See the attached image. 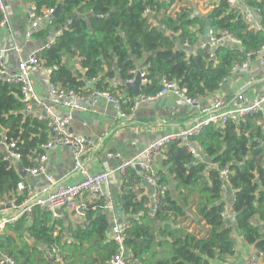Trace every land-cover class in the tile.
<instances>
[{"label":"trees","instance_id":"obj_1","mask_svg":"<svg viewBox=\"0 0 264 264\" xmlns=\"http://www.w3.org/2000/svg\"><path fill=\"white\" fill-rule=\"evenodd\" d=\"M34 1L38 8L61 5L59 13L33 37L46 40L53 28L61 29L38 57L47 66L56 65L50 81L76 91L92 90L88 83L96 79L94 88L106 89L107 79L116 73L125 81L139 59L149 80L143 92L153 94L165 78L176 80L189 97H204L219 87L232 64L252 61L247 54L264 43V0L249 1V6L261 10L259 30L248 28L224 0L199 16L188 8H181L175 16L166 14L176 0ZM208 28L226 29L240 44L225 41L211 58L207 48L197 47L194 54H187L186 45L200 41ZM128 91L132 95L133 90ZM24 108L19 87L0 81V133L5 129L7 138L15 141L21 154L18 163L27 167L29 154L40 151L48 132L45 121L24 113ZM263 125L264 112H260L246 115L239 123L204 127L195 139L205 162L196 161L178 142L166 144L156 162L161 165L160 182L167 190L159 197L154 216L144 207L148 198L138 197L140 175L134 169L126 170L115 203L130 220L125 245L132 256L127 264H223L234 253V230L245 244L264 253ZM223 168L228 169L226 188L233 192L227 200L233 222L223 216L227 206L219 179ZM19 181L26 182L18 173L17 162L6 158L0 147V197L10 195ZM191 206L198 222L207 225L201 237L180 226L185 219L193 221L185 211ZM110 213L89 207L82 222L68 227L67 243L61 220H54L50 210L34 207L29 221L22 216L0 234V264H7L2 262L3 256L16 264H104L116 249L108 238ZM42 245L59 248L60 260L48 257Z\"/></svg>","mask_w":264,"mask_h":264},{"label":"built area","instance_id":"obj_2","mask_svg":"<svg viewBox=\"0 0 264 264\" xmlns=\"http://www.w3.org/2000/svg\"><path fill=\"white\" fill-rule=\"evenodd\" d=\"M22 7L23 16L26 21V26L23 31L24 41H29L33 38V33L40 31L44 22L49 21L54 12L55 7L38 8L34 0H17ZM229 9L241 16L242 20L248 25V28L259 30V14L261 12L258 7L249 6L250 0H224ZM183 8V7H181ZM180 11L176 6L171 5V15L175 16ZM0 29L8 28V17L6 14L3 0H0ZM148 14H150L148 12ZM152 22V26L156 23ZM61 34V29L55 30L53 36L48 38L40 47L33 50L25 57H19L16 61L14 69H8L5 65L6 50L0 47V81L9 85H17L21 94V100L25 104L24 113L31 112L33 116L45 121L48 138L45 142L39 145L40 151H35L29 154L28 160L30 165L23 167L25 173L29 176H42L46 185L39 191H36L31 185L24 181H19L16 188L10 195L5 196L4 200H0V234L6 227L14 224L20 217L24 216L26 220H30V215L34 207H39L41 210L47 209L52 213L53 218H56L60 211L66 210L72 212L77 218H85L86 211L90 207L92 209L101 208L102 210H115L116 203L112 200L107 192V185L110 174L115 171L120 177L124 176L127 169L139 167L140 180L146 182V186L150 189V199L145 203L150 215H154L157 209L159 197L167 190V185L160 182L158 172L156 171L155 156L161 155L162 148L170 142H178L179 145L187 147L195 160L202 161L203 155L195 148L194 138L201 130L208 126H223L228 122L239 123L246 115L252 113L264 112V94L254 98L250 102H245L241 92L235 96V106H228L227 99L218 94L211 93V104L200 109V117L196 118L189 126L179 129L176 132H171L162 135L155 141L148 143L139 152L129 158H123L118 152H107L106 156L116 161L115 168L111 170H102L97 172H89L88 160L92 151L97 147L86 136L74 133L70 129V124L74 113L77 111H94L96 104L103 101L110 104L118 119L129 118L131 112L138 107L142 101H153L164 94H173L190 105L198 103L200 98H192L186 94L185 88L179 86L178 82L173 79L162 78L160 87L153 94L143 92L147 87L149 80L146 77V67L136 66L129 71L130 77L125 80V84H130L134 81L135 76L139 75L140 93L130 102L126 109L125 100L117 93L109 88L88 91H76L71 88L60 87L49 80L47 84L46 95L41 97L34 88L31 80V74L42 71L50 74L56 69V65L47 66L43 60L38 57V53L45 48H48L54 43L57 36ZM225 41H232L240 44L232 33L226 29L215 31L208 28L205 40L201 42V48H207L208 54L214 56V50L217 46ZM13 49L19 51V48L13 46ZM194 54V53H192ZM264 43L262 46L252 52L251 55L256 58L260 65H264ZM249 60L235 62L232 64L230 71L238 69H246L249 66ZM55 104L63 108V113H57L53 110L52 105ZM35 106L41 109V112L34 113L31 111ZM264 131V125L261 127ZM6 130L0 133V147L6 155V158H14L18 161L21 158L20 152L15 149V141L9 140L5 134ZM58 145L69 146L72 149L73 170L81 174V178L73 183L65 184L55 180L46 169V163L49 157V151ZM137 171V170H136ZM228 170L223 168L219 171V178L222 180V187H226V178ZM57 210H60L57 212ZM130 220L128 216L122 218L121 223H118L114 217L108 232L109 239L115 242V252L109 257L104 264H127L128 256L131 252L130 248L125 245L126 232L129 228ZM233 234V233H232ZM48 257H56L59 259V251L55 246L48 247L42 245ZM244 248L247 250L244 257L240 259L238 250ZM233 255L226 259L223 264H238L243 260L242 264H264V253L257 250L253 245L243 247L234 243ZM2 262L7 264H16V262L7 257H2Z\"/></svg>","mask_w":264,"mask_h":264},{"label":"crops","instance_id":"obj_3","mask_svg":"<svg viewBox=\"0 0 264 264\" xmlns=\"http://www.w3.org/2000/svg\"><path fill=\"white\" fill-rule=\"evenodd\" d=\"M218 1L219 0H176L173 3V7L179 5V9L181 7L192 9L193 14L199 16L204 15L212 10L217 5ZM3 2L8 17V28L0 29V47L6 50L4 54L6 67L8 69H14L16 61L19 57H25L33 50L40 48L48 38L53 36L55 30H53V28L50 31L46 40L36 39L33 37L27 42L24 41L23 31L26 26V21L23 16L21 4L17 0H3ZM186 3L190 4L185 6ZM177 11L178 10H175L174 12ZM166 14L171 15V6L168 8V10H166ZM52 17H55V15ZM50 20H52V18ZM50 20L44 22L40 29H43L44 26L49 24ZM205 37L206 35L200 41L198 40V42L194 45H186V53H195L197 47H200L201 42L205 40ZM230 42L235 43L232 41ZM13 46L18 47L19 51L14 50ZM248 62L249 66L246 69H238L234 70L233 72L229 70L228 75L219 84V87L214 90L215 92L212 91L214 94H218L226 98L227 103L229 104L228 106H235V96L239 92H241L244 96L245 102H250L254 98L264 94V65H260L256 58ZM134 64L135 67L143 66L141 60L139 59H135ZM76 67L79 68L78 65H76ZM31 80L34 84L35 91L41 97L45 96L47 84L50 80V74L37 71L31 74ZM96 82L97 79L95 81L92 80L88 83V86L93 90L95 89L94 84ZM106 84L111 91L119 94L125 100V104L128 102L130 104V102L136 97L134 91L132 95L129 94L128 90L130 88L125 85V81L120 79L118 73H116L113 78L107 79ZM82 90L85 91L86 89ZM212 92L204 97H199L200 99L195 105H190L185 100L174 96L173 94H164L153 101L140 102L138 107L131 112L130 117L125 119H118L110 104L99 101L96 104L94 111L87 110L75 112L70 124V129L72 132L84 135L94 144H97V147L92 151V154L89 156L90 158L87 162L89 172L92 173L102 170L112 171L116 166V161L108 158L106 156L107 152H118L123 158H129L139 152V150H141L148 143L157 140L162 135L176 132L181 128L189 126L196 118L201 116L199 112L200 109L211 104ZM51 105L53 110L57 113L64 112L63 108L60 106L55 104ZM128 106H125V108L127 109ZM31 111L34 113H39L41 112V109L33 106ZM194 143L195 148L198 149L203 155V160L200 162H205V154L202 152L201 147L195 138ZM156 161L157 160H155L154 167L158 172V170L161 168V165ZM196 161L199 162V160ZM46 165L48 173L51 174L55 180L61 181L65 184L73 183L81 178V174H78L73 170L72 149L69 146H54L49 151V157ZM210 165L211 164L209 163V166ZM136 172L140 175L139 171ZM24 178L26 181L25 183L31 185L36 191L41 190L46 185V182L42 176H29L26 174ZM120 183L121 177L118 173L113 171L110 174L107 185V192L113 201H115L116 198H119ZM227 184L228 183L226 181V187ZM226 187H222L225 189V191L222 193V197L223 200H226L227 202L229 197H233V192L230 189L228 190ZM137 191H139L138 197L144 196L148 198V200L150 199V189L143 182H141V180L140 185L137 186ZM4 199L5 196L0 197V200ZM228 203L229 202L226 203L227 206L223 212V216L225 218H229L231 215H234L229 209L230 205L228 206ZM1 208L2 206L0 205V209ZM107 211L111 212L110 217L112 222L113 218L116 217L115 212L114 210ZM185 211L187 216L193 217V221L190 219H185L180 223V226H185L188 232L195 233L197 237L203 236L207 230V225L203 224V221L198 222V216H196L194 213V206H191L190 210L188 207H186ZM149 216L152 215L149 214ZM124 217L125 216L122 213V218ZM56 219L61 220L67 231L64 234V236H67V243L69 242L68 238L70 235L68 227H75L84 220L83 218H77L72 212L66 210L60 211L58 216L54 218V220ZM177 220L183 219L178 218ZM170 223L172 224V221H170ZM59 228L60 226H57V229L54 230V235L58 233ZM232 233L233 234H231V237L234 238V241L238 243L240 247L247 246V244L242 241L237 231L234 230ZM158 239H160V237H158ZM245 253V248L244 250H238V256H241L240 259L244 257ZM131 256L132 255L130 253L128 257L131 258ZM60 264H64V262L61 261Z\"/></svg>","mask_w":264,"mask_h":264},{"label":"water","instance_id":"obj_4","mask_svg":"<svg viewBox=\"0 0 264 264\" xmlns=\"http://www.w3.org/2000/svg\"><path fill=\"white\" fill-rule=\"evenodd\" d=\"M60 8H61V5L58 4V5L56 6V9H55V12H54L53 15L56 16V15L59 13ZM250 58H253V57L250 55ZM139 82H140V79H139V75L137 74V75L135 76V79H134V81H133L132 83H130V84L127 83V84H125V85H126L128 88H131V89L134 91L135 95H138V94L140 93ZM25 113H26V112H25ZM160 156H161L160 154H156V156H155V160H159V159H160ZM10 160H11L12 163H16V160H15L14 158H11ZM17 170H18V173H19L20 177H25V176H26L25 170H24V168H23L20 164L17 165ZM136 170L139 171V167H136ZM144 184L146 185V182H144ZM58 211H60V210H57V212H58ZM114 212H115V215H116V217H117V221H118V223H121V221H122V213H121V209H120L119 207H116L115 210H114ZM99 213H101V212H99ZM229 219H230L231 221H234V220H235V216H234V215H231V216L229 217ZM246 252H247V250H246ZM242 263H243V260H240V261L238 262V264H242Z\"/></svg>","mask_w":264,"mask_h":264},{"label":"rangeland","instance_id":"obj_5","mask_svg":"<svg viewBox=\"0 0 264 264\" xmlns=\"http://www.w3.org/2000/svg\"><path fill=\"white\" fill-rule=\"evenodd\" d=\"M180 4V3H179ZM190 3H186V5L185 6H187V5H189ZM179 7V5H176V8H178ZM181 9V8H180Z\"/></svg>","mask_w":264,"mask_h":264}]
</instances>
